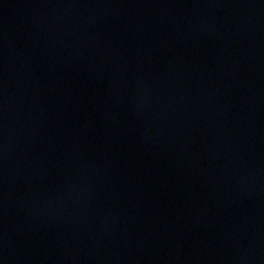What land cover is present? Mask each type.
<instances>
[{"label":"water","instance_id":"obj_1","mask_svg":"<svg viewBox=\"0 0 264 264\" xmlns=\"http://www.w3.org/2000/svg\"><path fill=\"white\" fill-rule=\"evenodd\" d=\"M0 264H264V0H0Z\"/></svg>","mask_w":264,"mask_h":264}]
</instances>
